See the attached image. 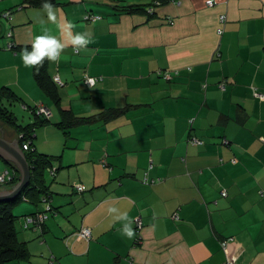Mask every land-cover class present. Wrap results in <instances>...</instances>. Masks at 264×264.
<instances>
[{"label":"crops","instance_id":"0c3cea01","mask_svg":"<svg viewBox=\"0 0 264 264\" xmlns=\"http://www.w3.org/2000/svg\"><path fill=\"white\" fill-rule=\"evenodd\" d=\"M207 1L58 0L52 24L41 7L0 0V87L50 111L32 136L52 156L48 198L13 208L30 253L15 264H264V0ZM65 18L94 42L48 61L60 106L78 117L124 110L67 133L14 49L44 27L63 38ZM110 206L128 213L134 238ZM81 228L88 240L76 238Z\"/></svg>","mask_w":264,"mask_h":264},{"label":"trees","instance_id":"16d2710c","mask_svg":"<svg viewBox=\"0 0 264 264\" xmlns=\"http://www.w3.org/2000/svg\"><path fill=\"white\" fill-rule=\"evenodd\" d=\"M43 2L44 0H22V4L32 7H41ZM49 2L56 5L58 0H49ZM142 9L146 10L147 13L151 12V8H144L141 5H126L119 7V10L124 13L137 12ZM11 47H13V45H11ZM15 48L20 51L23 48L31 50V44H14V49ZM32 76L36 84L47 95L52 104L59 109L60 118L55 126L61 128L64 133H67V130L73 126L86 124L95 120H108L124 111L118 108H107L91 116L78 117L74 115L70 109H63L60 106L58 82L55 80V76L53 77L48 71L47 59H45L43 67L39 68L38 73L35 69H32ZM20 101H22V98L15 93L11 87H0V122L4 129L7 127L14 133L30 169L29 181L23 186L20 193L12 199L0 202V264H7L12 261H26L29 259L30 253L25 242L19 240L17 236L15 221L18 217L13 213V208L22 201H28L33 204L46 201L49 193L46 182V170L49 167L53 168L51 161L52 156L39 152L33 148L32 139L36 128L48 124L49 118L43 114L37 113L36 107H32L31 112L34 119L32 122L21 124L9 108L12 103ZM23 145H26L27 148L24 149ZM0 159L8 167L6 170L8 172L10 170L9 177L6 176L7 178L5 181L0 182V190H10L19 182L18 177L20 172L10 162L2 158Z\"/></svg>","mask_w":264,"mask_h":264},{"label":"clouds","instance_id":"9594fccd","mask_svg":"<svg viewBox=\"0 0 264 264\" xmlns=\"http://www.w3.org/2000/svg\"><path fill=\"white\" fill-rule=\"evenodd\" d=\"M212 0H208L211 4ZM42 12L46 14L47 21L52 24H57V11L55 5L49 2V0H44L41 5ZM95 19H100L96 17ZM44 21L41 20V24ZM76 25L65 18L64 22L59 25V28L63 34V38H58L57 36L49 34V29L44 27L42 32L44 34L36 35L31 42V50L28 48H23L19 53L23 66L26 68L35 69L39 72V68L43 67L45 59L50 62L57 63L60 61L61 54L67 47H72L73 52L79 54L81 50L87 49L90 43H93V37L91 33H73L72 29ZM108 213L112 215L114 223H121L122 227L119 231L126 236L128 239H132L135 236V231L132 228L133 220L130 219L128 213L121 212L119 208L115 206H110L107 209ZM153 230L155 225L152 226Z\"/></svg>","mask_w":264,"mask_h":264},{"label":"water","instance_id":"95a60500","mask_svg":"<svg viewBox=\"0 0 264 264\" xmlns=\"http://www.w3.org/2000/svg\"><path fill=\"white\" fill-rule=\"evenodd\" d=\"M0 158L10 162L20 172V175L18 177L19 182L12 189L0 190L1 202L12 199L20 193L23 186L26 185L29 181L30 169L28 166V162L26 161V158L24 156V153L19 147L18 141L16 139L8 141L0 136Z\"/></svg>","mask_w":264,"mask_h":264},{"label":"built area","instance_id":"2783aa9c","mask_svg":"<svg viewBox=\"0 0 264 264\" xmlns=\"http://www.w3.org/2000/svg\"><path fill=\"white\" fill-rule=\"evenodd\" d=\"M207 4L208 5H211L208 3L207 1ZM223 18V17H222ZM165 78H169V75H164ZM55 80L60 83V80H59V77L58 76H55ZM96 79L94 77H90V76H85V82L88 84V85H93L95 83ZM36 111L37 113H40V114H43L44 116L48 117L49 114H50V111L49 109L45 106V105H37L36 106ZM23 148L26 149L27 146L26 145H23ZM6 176L9 177V172L7 170L3 171V173L0 175V182H3L5 181V179L7 178ZM76 189L78 191H82L84 189V186L83 185H78L76 187ZM222 195H225V192L222 191L221 193ZM46 215L43 214V213H38V214H35V215H29V216H26L24 217L23 219V227H28V225L30 224H39L40 222H42L43 218H45ZM140 224H139V221H137V227H139ZM75 236L77 239H86L88 240L90 237H91V231L88 229V228H81L79 231H77L75 233ZM221 245L223 246V248L226 247V241H221Z\"/></svg>","mask_w":264,"mask_h":264},{"label":"rangeland","instance_id":"374dc122","mask_svg":"<svg viewBox=\"0 0 264 264\" xmlns=\"http://www.w3.org/2000/svg\"><path fill=\"white\" fill-rule=\"evenodd\" d=\"M24 104L28 105L29 107H35V106H31L34 103L32 104L31 102L28 103V102H23V101L14 102V103H12L11 106H9L11 111L17 117V120L19 122H22V123H26V122L32 121L34 119V117L31 115L32 113L27 108H24V106H23ZM51 121H53V119H51ZM0 126H1L0 127V129H1L0 130V136L3 137L6 140L10 139V136L7 134V132L9 133V131H12V130L8 129L7 127H5V129H4L3 125L1 124V122H0ZM47 127L51 128V129H54L52 126H47ZM42 131H45V129L42 130ZM42 131H40V132H42ZM36 141L39 143V148L40 149L46 148V141H44V143H42V139H39V138ZM38 151H40V150H38ZM40 152H42V151H40ZM0 163H2V162H0ZM16 206L18 207L19 205L17 204ZM19 221H20V217H18L16 219L15 225H17L19 223ZM10 263L11 264H15V263H18V262L17 261H12V262H9L8 264H10Z\"/></svg>","mask_w":264,"mask_h":264}]
</instances>
